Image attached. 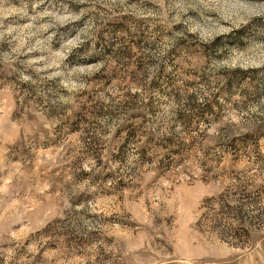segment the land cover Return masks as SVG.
<instances>
[{"label":"rangeland","instance_id":"1","mask_svg":"<svg viewBox=\"0 0 264 264\" xmlns=\"http://www.w3.org/2000/svg\"><path fill=\"white\" fill-rule=\"evenodd\" d=\"M0 264H264V0H0Z\"/></svg>","mask_w":264,"mask_h":264}]
</instances>
